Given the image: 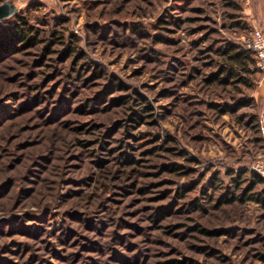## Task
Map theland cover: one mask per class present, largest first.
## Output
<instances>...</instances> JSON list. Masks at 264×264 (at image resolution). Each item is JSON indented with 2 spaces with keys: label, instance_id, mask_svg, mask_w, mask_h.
Wrapping results in <instances>:
<instances>
[{
  "label": "rangeland",
  "instance_id": "1",
  "mask_svg": "<svg viewBox=\"0 0 264 264\" xmlns=\"http://www.w3.org/2000/svg\"><path fill=\"white\" fill-rule=\"evenodd\" d=\"M245 5L0 0V264H264Z\"/></svg>",
  "mask_w": 264,
  "mask_h": 264
},
{
  "label": "trees",
  "instance_id": "2",
  "mask_svg": "<svg viewBox=\"0 0 264 264\" xmlns=\"http://www.w3.org/2000/svg\"><path fill=\"white\" fill-rule=\"evenodd\" d=\"M23 25V26H22ZM32 30L29 28L27 23L24 20H21V22H18L14 29H13V36L14 39L19 41L21 44L32 43ZM11 39V38H9ZM0 50L2 48L9 47L8 43H4L3 40L0 41ZM225 55L228 56V59L230 60L231 64L242 72H247L250 74H253L254 71L251 70L252 67L256 66L257 59L253 52L245 47L240 46H228L226 47L224 51ZM243 80V79H242ZM212 82L218 81L215 77L211 79ZM176 171V169L174 170ZM257 177H260L256 174ZM261 178V177H260ZM262 179V178H261ZM263 180V179H262ZM246 192V191H245ZM247 194L241 195V196H230L226 199V202L228 203H234L237 201L245 202V201H256L264 208V188L262 193L259 196H250L245 197Z\"/></svg>",
  "mask_w": 264,
  "mask_h": 264
},
{
  "label": "crops",
  "instance_id": "3",
  "mask_svg": "<svg viewBox=\"0 0 264 264\" xmlns=\"http://www.w3.org/2000/svg\"><path fill=\"white\" fill-rule=\"evenodd\" d=\"M244 12L247 20L254 29H261L264 33V0H246ZM254 97L262 105L260 113L264 124V75L262 76Z\"/></svg>",
  "mask_w": 264,
  "mask_h": 264
},
{
  "label": "built area",
  "instance_id": "4",
  "mask_svg": "<svg viewBox=\"0 0 264 264\" xmlns=\"http://www.w3.org/2000/svg\"><path fill=\"white\" fill-rule=\"evenodd\" d=\"M245 48L251 50L257 59L255 68L264 72V33L254 29L252 35L245 39ZM253 172L264 179V160H258L252 165Z\"/></svg>",
  "mask_w": 264,
  "mask_h": 264
}]
</instances>
